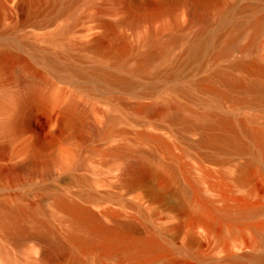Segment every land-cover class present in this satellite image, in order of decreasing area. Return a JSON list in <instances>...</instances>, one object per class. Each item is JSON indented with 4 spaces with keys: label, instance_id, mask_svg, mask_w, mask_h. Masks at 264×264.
<instances>
[{
    "label": "bare ground",
    "instance_id": "obj_1",
    "mask_svg": "<svg viewBox=\"0 0 264 264\" xmlns=\"http://www.w3.org/2000/svg\"><path fill=\"white\" fill-rule=\"evenodd\" d=\"M81 1L92 3L15 2L16 25L12 30L21 28L57 47L51 48L30 45L13 36L8 27L1 28L5 19L0 0V43L5 46L0 49V67L19 46H29L34 61L50 75L80 85L61 109L71 124L88 127L90 135L98 139L90 155L81 160L69 154L62 159L57 150L27 143L26 157L12 158L5 164L9 142L21 132L29 105L59 101L64 94L54 93L46 74L36 69L16 70L19 90L0 86V187L18 188L0 198V264H83L87 259L151 264L164 258L168 243L161 234L154 230L139 234L140 228L132 219L100 203L110 194L98 193L93 184L97 181L70 173L91 168L98 161L114 162L126 194L144 184L149 175L165 172L174 180L179 166L197 197L189 213L207 226L208 264H264V197L251 183L254 169L264 171V42L260 41L264 13L256 14L250 7L234 6L226 0H179L188 6L190 16L191 32L185 35L178 32L176 18L153 25L165 12H171L168 7L151 9L145 0H103L104 11L113 14L115 9L106 6L118 4L122 15L114 20L99 19L85 34V42H74L68 35L72 23L64 30L50 31L58 13ZM240 14L243 16L237 18ZM41 16L44 19L38 20ZM144 22L149 23L146 29H142ZM247 30L248 39L241 43ZM181 43L183 51L172 58L171 52ZM81 51L93 53L94 65L86 68L77 63L83 59ZM208 60L213 62L206 67ZM166 61L173 65L168 76L176 81L161 90L158 81ZM193 65L200 76L184 74V68L192 69ZM146 75H151V80L138 83L137 77ZM80 90L87 93L85 101L76 98ZM110 90L136 100L106 96ZM93 95L110 102L103 126L90 115ZM154 96L158 102L148 100ZM118 108L129 115L119 113ZM158 120L169 123L170 136L161 133L164 127ZM127 125L136 128L131 140L126 136ZM192 132L198 135L195 140H181L183 133ZM158 151L169 154L176 169L171 164L166 168L158 159ZM233 155L247 158L238 173L245 193L211 194L214 187L207 184V163L226 162ZM58 172L70 175L60 192L41 185L35 193L25 187ZM75 186L80 189L73 190ZM31 195L37 199L32 200ZM139 213L147 219L143 211ZM195 239L193 235L191 240ZM196 258L204 260L199 254Z\"/></svg>",
    "mask_w": 264,
    "mask_h": 264
},
{
    "label": "rangeland",
    "instance_id": "obj_2",
    "mask_svg": "<svg viewBox=\"0 0 264 264\" xmlns=\"http://www.w3.org/2000/svg\"><path fill=\"white\" fill-rule=\"evenodd\" d=\"M17 0H1L4 5L3 21L5 25L1 28L12 27L16 21V12L14 4ZM178 1V2H177ZM234 6L245 5L250 7L256 14L264 13V0H226ZM145 5L151 9L168 7L171 12H165L159 21L153 23L154 26L159 25L161 22L170 23L174 18L178 22V32L181 34H189L191 28L189 24L188 6L181 3L179 0H145ZM104 4L103 0H92L89 4L81 1L74 8L65 13H58L54 20V24L50 27V31L64 30L65 27L72 23L68 35L74 37V42H85V34L94 26L99 19H116L120 17L121 11L118 4L114 6H106V8H114L113 14L105 12L101 5ZM105 7V6H103ZM115 11V13H114ZM242 17L243 15H237ZM38 20L44 19V16L38 17ZM216 24L217 21L213 19ZM149 23L144 22L142 29H146ZM128 33L132 30L126 29ZM167 29L163 31L166 33ZM13 36L19 38L21 41L28 44L37 45L40 47H51L46 41L37 40L33 35L27 33L21 28L12 30ZM248 30L244 32L240 38L241 43H245L248 39ZM260 41L264 42V32L260 37ZM62 42V40H61ZM5 48L0 43V49ZM184 49L181 43L177 45L171 52L173 58L175 54H180ZM77 51V50H75ZM262 52L264 53V45ZM83 59L78 61L82 67H91L94 62L91 60L93 53L91 51H81ZM213 60H208L206 67L212 63ZM190 67V66H188ZM193 65L192 69L184 68V74L188 75L191 72L194 76H200L198 70ZM205 67V68H206ZM28 68V70L36 69L37 71L44 72L52 83L51 88L54 93L62 92L64 96L59 100L52 103H43L39 101L32 102L26 110L22 122V130L14 136L9 142V150L7 155L4 156V163L6 164L12 158L21 159L26 157L25 146L27 143H35L46 147L48 150H57L61 158L64 159V154H69L73 159L81 160L90 155L92 147L98 143V139L90 135L88 127L78 128L76 125L71 124L64 116L61 107L65 100L76 89L80 88L75 82L66 81L58 76H53L45 70L44 66L35 62L29 46H19V48L12 54L3 67H0V86L10 88L13 91L19 90L16 84L15 73L17 69ZM173 65L170 62L163 64V71L160 74L158 81L159 89L164 90L165 87L174 84L176 79L170 78L168 73L172 70ZM138 83L142 81L151 80V75L139 76ZM81 84V83H79ZM141 85V84H139ZM50 86V85H49ZM81 89V88H80ZM106 96L118 95L122 96L126 102H133L136 100L132 95L124 94L121 92L107 91ZM94 98L90 96V115L92 120L103 126L107 111L110 109V102L99 100L96 95ZM87 93L80 90L76 98L78 101H85ZM149 101L158 102V97L154 96L148 99ZM118 112H123L129 115L122 108H118ZM3 114L0 111V118ZM162 126L161 133L167 136L171 135L169 129L171 126L166 121L158 120ZM136 128L132 125H127V139L131 140L134 137ZM198 137L196 133H187L182 136L181 140H195ZM0 137V145L2 143ZM122 141V137L120 138ZM110 145H114V142ZM151 149L150 146H146ZM197 153V151H195ZM158 159L164 163L168 168L171 164L176 169V163L172 160L171 156L164 151H158ZM247 158L243 155H233L226 162L209 161L207 163V184H211L214 188L210 190L211 194L220 196L222 193L241 195L245 193L246 186L243 181L238 178V173L241 171L243 164ZM201 172V171H200ZM71 174L77 173L87 176L91 181H97L94 188L100 194H110L108 197H103L102 205L109 206L114 210L123 213L124 217L132 219L139 226V234L146 235L152 230L162 235L164 240L168 243V247L164 252V258L158 259L151 264H168L174 262L175 264H208L207 257L209 254V233L207 226L198 218L189 213V210L196 203L197 197L193 189L188 185L182 176L178 166V177L174 180L168 178L167 173L156 175H149L144 184L136 187L132 192L126 194V185L119 179V170L114 165V162L103 163L98 161L94 163L91 168L70 170ZM63 180V181H62ZM70 180V175H63V172H58L48 179H37V181L29 187L33 192L38 193L39 186L49 187L51 192H60L65 188ZM253 185L259 189L261 195L264 197V171L256 168L252 174ZM211 186V187H212ZM78 191L80 188L75 186L72 188ZM13 190L0 187V198L8 194H12ZM32 200H36L37 196L31 195ZM147 216L143 219L139 211ZM195 240H191L192 236ZM203 256L204 260H197L196 255ZM36 256H41V252H36ZM36 264H45L38 262ZM60 264H64L61 262ZM83 264H112L111 262L103 263L96 262L93 259H87Z\"/></svg>",
    "mask_w": 264,
    "mask_h": 264
}]
</instances>
